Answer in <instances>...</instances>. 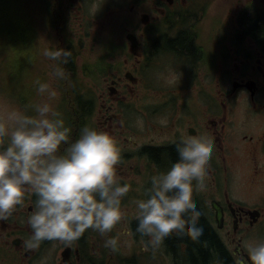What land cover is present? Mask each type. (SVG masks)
I'll return each mask as SVG.
<instances>
[{"label":"flooded vegetation","instance_id":"flooded-vegetation-1","mask_svg":"<svg viewBox=\"0 0 264 264\" xmlns=\"http://www.w3.org/2000/svg\"><path fill=\"white\" fill-rule=\"evenodd\" d=\"M50 1L56 20L58 2ZM72 1L83 10L98 6L94 0ZM225 3L223 13L217 0H134L129 9L136 16L131 23L106 29L111 38L99 41L105 55L95 63L86 61L82 83L73 71V46L66 47L72 55L62 65L67 78L62 86L70 103L59 111L72 129L73 140L85 125L117 139L118 171L131 185L122 207L137 246L128 247L125 255L122 247L113 253L104 247L105 237L88 229L72 242L44 240L39 248H28L27 218L35 200L28 192L11 215L0 219V264H140L138 255H163L175 264V254L164 241L155 252L151 247L144 250L148 237L135 233L134 201L144 198L153 175L174 162L175 144L181 137L206 139L212 146L207 187L193 193L231 263L237 251L246 258L250 243L264 241V0ZM38 20L37 40L25 58L39 69L29 85L35 93L36 81H43L46 74L38 57L41 15ZM181 35L192 44L190 52L171 43ZM51 72L50 67L47 73ZM33 74L27 69L13 83L5 73L0 80L8 100L28 114H34L36 104L26 83ZM50 80L58 78L51 75ZM185 250L182 246L181 253ZM213 264L225 263L216 257Z\"/></svg>","mask_w":264,"mask_h":264},{"label":"clouds","instance_id":"clouds-1","mask_svg":"<svg viewBox=\"0 0 264 264\" xmlns=\"http://www.w3.org/2000/svg\"><path fill=\"white\" fill-rule=\"evenodd\" d=\"M42 55L53 61L51 75L63 79L71 51L46 47ZM37 91L47 99L33 106L34 114L14 109L0 115V219L7 218L23 203L25 194L35 195L27 218L31 234L28 248H39L44 240L72 242L92 229L105 237L104 247L120 250L122 237L132 236L127 227L122 200L131 185L123 181L118 165L121 149L108 131L85 125L76 139L62 113L50 103L57 91L48 81H36ZM63 145H67L61 151ZM175 161L166 171L151 177L144 198L135 203V233L148 237L144 250L155 252L171 237L187 236L199 241L202 215L192 204V191L207 185L211 144L199 137H181L175 144ZM115 235H111L117 226ZM245 256L237 251L233 264H264V241L250 243Z\"/></svg>","mask_w":264,"mask_h":264},{"label":"rangeland","instance_id":"rangeland-1","mask_svg":"<svg viewBox=\"0 0 264 264\" xmlns=\"http://www.w3.org/2000/svg\"><path fill=\"white\" fill-rule=\"evenodd\" d=\"M45 1L47 0H0V80L7 73L12 79L11 81L16 83L19 82L23 71L26 72L27 69H33L34 74L31 78L27 77L26 83L29 86L34 81L35 74L39 71L38 66L35 63L28 64L25 58L32 49L33 40H37L36 31L39 29L37 25H39L38 17L40 15L41 26L43 28L41 31V51L43 52V49L46 47L58 46L66 48L71 44L76 53L73 71L80 83H82L84 77L83 67L86 61L89 60L95 63L99 57L105 55L106 49L100 47L99 41L104 36L111 38L110 33L106 29H109L113 24L131 23L132 17L136 16V13L131 14L129 9L134 0H94L98 6L94 9H90L87 6L85 10H83L82 5L75 4L72 0H57L59 17L54 12L56 18L59 19V25L57 26H64L62 37L60 31L58 33L55 32V25L53 24L54 16H52L50 5L48 8H45ZM217 2L218 10L224 13L226 8V3L224 4L225 0H217ZM120 3H125V7L122 8ZM113 6L115 7L107 10L106 14L102 16L106 9ZM117 10L120 11L117 12ZM22 37H25L23 41ZM38 57H41L45 64L44 71L46 70V74L43 81H48L52 87H57V96L51 101L52 104L55 108L59 106L58 110L60 108L67 109L70 97L68 93L63 92L64 88L62 86L65 80L67 81V78L52 82L50 80L51 75L47 71L53 61L48 60L42 53ZM46 62L48 63V67H46ZM7 66L9 68L6 70ZM29 87L32 90V102L39 103L40 96L38 93H35L34 86ZM7 92L13 95L12 90L8 89ZM41 98L47 99V96H41ZM13 102L6 97L3 92L2 82L0 81V115L17 109L13 105ZM62 104H64L63 107ZM66 113L68 114L67 119L70 113ZM122 240L127 241V243L121 244L124 251L123 255L127 253L126 249L128 247H132L133 245L136 247V244H138V241H134L130 236L122 237ZM138 256L140 264H172L171 259L163 255H153L149 258L148 255Z\"/></svg>","mask_w":264,"mask_h":264},{"label":"trees","instance_id":"trees-1","mask_svg":"<svg viewBox=\"0 0 264 264\" xmlns=\"http://www.w3.org/2000/svg\"><path fill=\"white\" fill-rule=\"evenodd\" d=\"M171 43L181 51L190 52L192 50V44L182 35L172 40ZM173 160L175 161V158ZM189 195L192 204L199 209L191 185H189ZM199 225L203 226L204 229L203 236L199 241H192L187 236L183 240H175L171 237L164 240L165 245L175 254L173 257L175 264H213L216 257L222 259L225 264H232L215 233L202 215L199 218ZM182 246H186L184 254L181 253Z\"/></svg>","mask_w":264,"mask_h":264}]
</instances>
